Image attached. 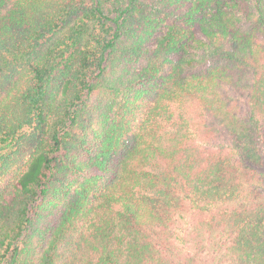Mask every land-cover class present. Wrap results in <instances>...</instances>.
<instances>
[{
	"label": "trees",
	"instance_id": "16d2710c",
	"mask_svg": "<svg viewBox=\"0 0 264 264\" xmlns=\"http://www.w3.org/2000/svg\"><path fill=\"white\" fill-rule=\"evenodd\" d=\"M88 200L86 264H264V0H0V264Z\"/></svg>",
	"mask_w": 264,
	"mask_h": 264
},
{
	"label": "rangeland",
	"instance_id": "374dc122",
	"mask_svg": "<svg viewBox=\"0 0 264 264\" xmlns=\"http://www.w3.org/2000/svg\"><path fill=\"white\" fill-rule=\"evenodd\" d=\"M205 145V144H203ZM208 145V144H207ZM96 204V201L88 200L85 208L81 211L80 215L76 218L73 229H71L68 237L69 240L62 247V256L57 261V264H86L88 260L93 257L92 261L97 262L98 255L96 256L89 248V241L85 240L88 237L90 231H95L94 223L97 219H100L102 210H100ZM114 214L109 213L107 217H112ZM84 261V262H80Z\"/></svg>",
	"mask_w": 264,
	"mask_h": 264
}]
</instances>
